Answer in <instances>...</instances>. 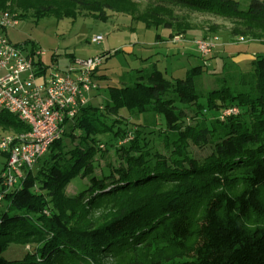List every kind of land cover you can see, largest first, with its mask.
<instances>
[{
    "label": "trees",
    "instance_id": "trees-1",
    "mask_svg": "<svg viewBox=\"0 0 264 264\" xmlns=\"http://www.w3.org/2000/svg\"><path fill=\"white\" fill-rule=\"evenodd\" d=\"M160 1L264 29L259 0L245 10L238 0ZM0 11L35 21L83 13L106 20L114 12L153 27L131 0H0ZM252 65L207 93L195 85L204 66L174 81L154 69L110 88L103 106L82 107L70 132L66 125L1 201L0 264H264V59ZM232 107L239 114L222 120ZM141 128H159L165 152ZM0 131L21 135L30 127L2 109ZM101 135L109 136L103 145ZM192 144L211 151L198 159ZM110 150L117 164L97 174L96 157ZM78 177L88 178L86 188L68 196Z\"/></svg>",
    "mask_w": 264,
    "mask_h": 264
},
{
    "label": "rangeland",
    "instance_id": "rangeland-1",
    "mask_svg": "<svg viewBox=\"0 0 264 264\" xmlns=\"http://www.w3.org/2000/svg\"><path fill=\"white\" fill-rule=\"evenodd\" d=\"M131 1L137 5L138 16H148L153 26L151 29H147L144 22L137 21L131 15L114 12H108L106 20L86 13L76 18L60 20L50 16L39 21L29 15L20 20L16 27L8 30L7 38L20 48L24 56L31 55L35 50L44 52L45 65L60 73H67L76 60L103 56V63L94 78L98 89L87 94L89 105L93 107H101L106 103L110 88L131 85L154 69L163 72L167 80L174 81L185 79L192 68L204 66L205 71L202 76L196 77L195 85L198 92L207 93L220 88L225 77L229 79L233 74L239 77L252 72L253 61L257 58L264 59L262 28L160 0ZM238 1L245 10L254 0ZM156 23L162 26L157 28ZM166 23L169 24L167 29L163 26ZM97 38L100 40L97 41ZM201 42L211 45L209 54H201ZM188 114L190 117L194 115L190 110ZM120 115L129 117L130 112L122 109ZM212 115V112H206V117ZM132 120L142 121L136 118ZM71 125L72 122L69 121L66 127L68 133ZM133 127L136 128L135 125ZM141 130L142 137L147 138L155 150L165 152L158 136L159 128ZM151 130H155V133L149 134ZM0 134L7 135L2 131ZM108 137L101 135L97 139L103 145ZM131 138L133 139V135L129 140ZM67 144L72 147L70 141ZM191 146L193 155L198 159H203L211 151L208 147ZM95 160L100 164L97 174L109 163L117 164L113 150L105 153L104 158L98 155ZM6 161V157L0 154V177ZM87 183L88 178L74 179L68 185L66 194L71 197L78 195L86 188ZM1 190L0 184V192ZM0 206L4 207L5 202H0ZM6 256L9 257V254Z\"/></svg>",
    "mask_w": 264,
    "mask_h": 264
},
{
    "label": "built area",
    "instance_id": "built-area-1",
    "mask_svg": "<svg viewBox=\"0 0 264 264\" xmlns=\"http://www.w3.org/2000/svg\"><path fill=\"white\" fill-rule=\"evenodd\" d=\"M19 22L17 15L0 11V109L17 115L30 131L0 134V154L8 156L1 175L4 193L0 202L62 137L65 123L89 104L87 94L98 89L94 78L104 59L76 60L67 73L49 69L43 61L44 52L35 50L24 56L7 38L8 30ZM210 48L207 42L199 43L203 55L209 54ZM238 114V108H228L221 119Z\"/></svg>",
    "mask_w": 264,
    "mask_h": 264
}]
</instances>
